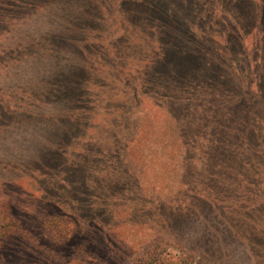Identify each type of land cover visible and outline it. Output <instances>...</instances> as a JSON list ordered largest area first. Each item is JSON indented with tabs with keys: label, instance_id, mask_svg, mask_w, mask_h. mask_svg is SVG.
<instances>
[{
	"label": "rangeland",
	"instance_id": "rangeland-1",
	"mask_svg": "<svg viewBox=\"0 0 264 264\" xmlns=\"http://www.w3.org/2000/svg\"><path fill=\"white\" fill-rule=\"evenodd\" d=\"M261 39L264 0H0V264L186 259L193 236L200 253L233 237L237 222L155 238L180 149L154 86L262 78ZM229 248L224 264H264Z\"/></svg>",
	"mask_w": 264,
	"mask_h": 264
},
{
	"label": "trees",
	"instance_id": "trees-1",
	"mask_svg": "<svg viewBox=\"0 0 264 264\" xmlns=\"http://www.w3.org/2000/svg\"><path fill=\"white\" fill-rule=\"evenodd\" d=\"M255 45L264 57V39ZM261 66L264 70V60ZM225 68L219 80L200 81L197 72L189 84L187 76L185 80L176 76L177 85L167 84L172 75L156 81L158 95L167 101L180 153L174 162L177 184L170 186L177 189L166 203L162 222L156 223L163 232L154 236L168 235L175 241L171 231L176 227L187 226L186 231L196 235L205 222H237L232 226L234 236L216 240L212 249L201 253L193 236L192 243V238L187 239L191 251L186 259L155 251L139 264H224L225 252L233 248L227 246L232 244L256 258L264 257V77L235 78L232 68ZM251 69L245 66L240 71ZM202 85L207 87L200 94ZM93 183L101 188L104 181ZM133 186L140 189V179ZM176 241L182 243L181 237Z\"/></svg>",
	"mask_w": 264,
	"mask_h": 264
}]
</instances>
